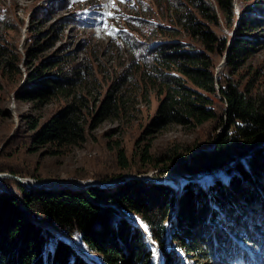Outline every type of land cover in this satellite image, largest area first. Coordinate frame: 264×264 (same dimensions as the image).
Wrapping results in <instances>:
<instances>
[{
	"label": "trees",
	"instance_id": "16d2710c",
	"mask_svg": "<svg viewBox=\"0 0 264 264\" xmlns=\"http://www.w3.org/2000/svg\"><path fill=\"white\" fill-rule=\"evenodd\" d=\"M170 1L163 0L165 15L169 13L181 30L157 27L156 33L172 36L180 31L201 48L188 49L175 40L152 46L145 65L148 71L142 75L157 100L151 125H206L205 144H192L183 152V146H173L162 157L151 155L150 146L144 145L135 163H152L157 176L172 165L196 175L221 169L198 180H182L180 185L172 180L122 179L114 189H26L13 179H2L21 200L0 190V264H94L67 237L95 255L98 264H236L240 260L260 264L264 96L253 95L249 82L242 85L234 78H221L215 66L216 57L222 55V66L229 73L244 65L256 42L249 35L264 27L260 11L264 0H255L253 10L241 12L232 37L218 34L212 26L224 22L230 27L235 0H180L178 5ZM55 41L40 44L35 36L25 48L30 67L25 62L24 71L17 64L20 56L0 47V75L15 74L24 80L16 99L36 106L53 98L65 100L44 122H30L35 131L33 151L46 146L49 153H57L81 142L86 114L100 121L123 111L122 95H112L116 85L94 112L88 110L82 93L85 66L74 61V53L40 59ZM111 149L117 172L95 176L100 181L122 171H148L133 170L120 142ZM8 172L24 175L11 168ZM251 219L258 225H252Z\"/></svg>",
	"mask_w": 264,
	"mask_h": 264
},
{
	"label": "rangeland",
	"instance_id": "374dc122",
	"mask_svg": "<svg viewBox=\"0 0 264 264\" xmlns=\"http://www.w3.org/2000/svg\"><path fill=\"white\" fill-rule=\"evenodd\" d=\"M179 2L180 0L170 1L176 5ZM255 3V0H235L230 27L227 28L224 22H220L219 27L212 26V29L220 35L234 36L235 22L241 12L253 10L251 8ZM262 5L264 7V2ZM164 10L163 0H0V47L20 56L17 64L22 71L25 70V62L30 67L25 59V48L30 46L35 36L40 44L44 40L50 43L56 39L54 45L41 54L40 59L54 55L64 56L68 51L74 53V61L85 66L82 93L88 99V110L93 109L94 112L115 85L117 87L112 95H122L123 98V111L118 115L112 114L96 121L86 114L82 120L84 139L78 144L62 148L57 153H49L50 148L46 146L33 151L32 135L35 131L30 128V122H44L64 106L65 100L53 98L48 103L37 106L18 100L15 93L24 84L23 77L19 78L15 74L6 77L0 75V168L4 169L0 173L12 174L8 172V168H11L24 174L12 175L32 179L40 186H49L36 188L73 190L72 186L82 180H99L95 176L116 174V153L111 149L116 143L120 142V146L125 149L133 170L148 169L146 173L136 174L131 170L122 171L119 175L148 177H156L158 173L152 163H135L144 145L150 146L151 155L162 157L173 146L179 149L183 146V152L185 147L190 148L192 144H205L203 133L206 125L197 128L176 124L161 128L151 125L157 100L155 92L144 83L142 75L148 71L145 65L150 62L149 52L152 46L175 40L188 49L201 48L180 31L172 36L156 33L157 27L181 30L172 23L169 13L165 15ZM261 10L264 12V9ZM30 20L33 21L32 27ZM249 36L256 42L244 65L234 73H229L222 66V55L216 57L215 73L224 79L234 78L242 85L249 82L251 93L262 97L264 27ZM222 129L223 127L218 131ZM169 171L190 174L177 169L175 165ZM116 177L110 176L107 179ZM2 179L5 178H0V190L8 192L11 189L17 194L13 188H5ZM169 180L180 185L184 179ZM22 184L26 188L36 189L29 181H22ZM85 188L84 186L78 190ZM17 199L21 200V197ZM256 222L257 220L251 219L252 225H258ZM40 223L49 226L43 221ZM260 237L258 254L260 264H264V235ZM74 244L88 258L98 261L82 244ZM237 264L244 263L240 260Z\"/></svg>",
	"mask_w": 264,
	"mask_h": 264
},
{
	"label": "water",
	"instance_id": "95a60500",
	"mask_svg": "<svg viewBox=\"0 0 264 264\" xmlns=\"http://www.w3.org/2000/svg\"><path fill=\"white\" fill-rule=\"evenodd\" d=\"M224 57H225V55H224ZM223 168H226V166H224ZM220 169L221 168H217L216 170H214L212 172H205V173H201L200 175L187 174V173H176V172H171V171L165 172L162 175H159V176H156V177H152L151 175H150V177H148V176H138V175H134V174H122V175L117 176L116 178H110V179H106V180H103V181L95 180V179L82 180V182H80L81 185L79 187L72 188V189L73 190H78L79 188L81 189L83 186H85V187H88V186H99L101 188H114L115 185L118 182H120L123 178L141 179L143 181H148V182H160V181H163V180H166V179H174V178H177L178 180L179 179L180 180L181 179H184V180H198V179H200V178H202L204 176L211 175L215 171L220 170ZM0 178H12L17 183H19L21 186H23L22 181L28 179V178H21V177L12 175V174L2 173V172L0 173ZM28 180H32V179H28ZM23 187L26 188V186H23ZM36 187L47 188L49 186L42 185V186H35L34 188H36ZM62 188H65V187H62ZM26 189H29V188H26ZM8 192H10V193L14 194L15 196H17V194H15L11 189H8ZM18 198H20V197H18ZM65 237H67V236H65ZM67 239L77 250H79V248L75 246V244L73 243L71 238L67 237ZM79 252L83 256H85L87 259L92 261L94 264H96L93 261V259L88 258V256L82 250H79Z\"/></svg>",
	"mask_w": 264,
	"mask_h": 264
},
{
	"label": "bare ground",
	"instance_id": "6f19581e",
	"mask_svg": "<svg viewBox=\"0 0 264 264\" xmlns=\"http://www.w3.org/2000/svg\"><path fill=\"white\" fill-rule=\"evenodd\" d=\"M174 179H176V180H178L177 178H174ZM166 180H169V179H166ZM23 181H25V180H23ZM26 181H29V182H31V183H33L34 184V186H40V184L38 183V182H36V181H31V180H26ZM48 183V182H47ZM62 183H66V184H70L69 182H62ZM81 185V183H79V184H74L72 187L73 188H77V187H79ZM84 187V186H83ZM82 187V188H83ZM19 197V196H18Z\"/></svg>",
	"mask_w": 264,
	"mask_h": 264
},
{
	"label": "snow or ice",
	"instance_id": "6c2138e0",
	"mask_svg": "<svg viewBox=\"0 0 264 264\" xmlns=\"http://www.w3.org/2000/svg\"><path fill=\"white\" fill-rule=\"evenodd\" d=\"M150 239V238H149ZM151 242V241H150Z\"/></svg>",
	"mask_w": 264,
	"mask_h": 264
}]
</instances>
